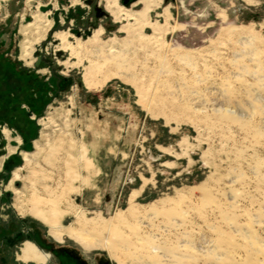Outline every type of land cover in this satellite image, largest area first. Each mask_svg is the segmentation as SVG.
I'll use <instances>...</instances> for the list:
<instances>
[{"label":"rangeland","instance_id":"rangeland-1","mask_svg":"<svg viewBox=\"0 0 264 264\" xmlns=\"http://www.w3.org/2000/svg\"><path fill=\"white\" fill-rule=\"evenodd\" d=\"M36 14L48 31L23 35ZM148 18L156 33L126 37L103 0H0L1 264H34L26 241L45 264H264V0H161ZM98 29L127 68L88 88ZM79 144L81 182L64 178ZM93 227L108 247L68 236Z\"/></svg>","mask_w":264,"mask_h":264},{"label":"bare ground","instance_id":"bare-ground-1","mask_svg":"<svg viewBox=\"0 0 264 264\" xmlns=\"http://www.w3.org/2000/svg\"><path fill=\"white\" fill-rule=\"evenodd\" d=\"M103 1H104L106 12L112 17V19L114 21H116V22L125 21L127 23L125 26H122L120 28V30L126 34V37H127V35L128 36H133L134 32L140 31V30H142V28H145V27H150V28L153 29V31L155 33L157 32V30H158L157 29V25H159V24H155V23L149 22V20H148L149 18L148 17H149V13L157 8V6H158V4H159V2L161 0H138L136 3L140 4L141 8L139 10H137V11H133V10L131 11L130 9H126V8L122 7L118 3L117 0H103ZM156 1H157V3H156ZM162 16L164 17V19L168 18L166 9L163 10ZM39 18H40L39 14L34 15L32 17V19H33L32 22L27 24L26 28L21 30V33L23 35L31 34L30 32H34L35 34H40L42 32L46 33L48 31V28L44 27L43 25H41L42 21ZM163 22L165 23V21H163ZM156 23H157V21H156ZM167 28H165V29L162 28L163 30H161V32H162L163 36H164V34L167 33V31H168ZM159 32H160V30H159ZM100 33H101V29H98V30L94 31L92 33L91 37L88 38L84 42V44L86 43L87 46L90 48L89 50L93 51V53H94V55L92 54L93 56L88 60L89 66H87L86 71L84 70L85 73L83 75V81L85 82V84H86V86L88 88H94V86H92L91 83H90L91 81H87V79L92 78L91 76L93 75V73L95 75L96 74H102L103 75L104 72H107V73H110V75H113L114 77L116 76L119 79H121V75L120 74H122L123 70H125L127 68L126 64H125V62H126L125 61V57L120 55L121 51H119L120 53L117 51L119 53V54H117L116 51L112 50L113 46L112 47H110V46L108 47L109 50L107 52V55L104 54V56H103L102 54H100V53H102L100 51L104 50V49H101L102 47L100 48V45L98 44V36L100 35ZM159 34H157V36ZM54 36L56 37V39H58L59 44H60L59 47L62 50L68 49L70 54H74V51H76L74 49L76 47L73 49L70 46V44H68L66 42L67 34L61 32V33L55 34ZM135 39H137V38H135ZM153 40L157 41L155 38H153ZM155 41H153V42H155ZM110 42H112V41H110ZM159 43H161V42H159ZM155 44H156V42H155ZM112 45H113V42H112ZM29 51H30L29 50V44H27V46H26V44H23L22 45V49H21L20 59L23 60V59H26L27 57H29V54H30ZM86 60H87V58H86ZM127 60H129L128 57H127ZM84 68H86V67H84ZM107 75L108 74L105 75L106 78H108ZM101 79H102V77H101ZM137 93H139V92L137 91ZM39 123H40L39 125L45 127V124L43 123V121L39 120ZM69 145H70L69 149H75L74 144H70L69 143ZM77 148H78V151H76L75 160L66 161V162H68L67 165L69 163H71L73 165H76L77 166V170H73L71 168V165L68 166V167L66 166V173L64 175L66 177H64V178H69L70 175H72L73 177L71 176L72 177L71 180H73V181L79 180L81 182L82 178H80L79 173L82 170H85V171L88 170V168L90 166L89 165L90 164V162H89L90 160H89V158L87 156L86 148L82 144L81 145L79 144V146H77ZM28 157H29L28 154L22 153V159H23L24 162H28L29 161ZM81 163H83V164L81 165ZM17 178H18L17 173L14 172L13 179H17ZM83 181H82V183H83ZM68 182H70V181L68 180ZM66 187H68L67 184H66ZM135 195H136V193L133 192V193H131V195L129 197L128 210L133 209V203H134ZM52 207L53 206H50V208H52ZM51 213H52V215H54L55 214V209H53ZM41 219H42L43 224H46V225L49 224L50 228H56V225H54V223L52 221H48L44 217H41ZM112 220L118 222V217L115 216L114 218H112ZM110 225H111V220H110V222H108L106 224V226L110 227ZM107 229H109V228L98 229L97 227H93V228H91L90 231H86L85 232V233H87L89 238L88 237H86V238L83 237L81 235L83 232H81V234L78 233L77 235H73L69 231L68 236L74 237L73 240L75 242H77L80 246H82V248H84L86 250L89 249V248H101V249H103V248L108 247L107 244L113 238V234H112L113 230H109V232L107 234V237H106V235L104 233H105V231ZM52 238L55 241L59 242V241H61V234L59 232L52 233ZM18 258L22 262H31V263H34V264H45V263H47L49 255L44 253L42 250L38 249V247L35 244H33L32 242L26 241L20 246V252L18 254Z\"/></svg>","mask_w":264,"mask_h":264},{"label":"water","instance_id":"water-1","mask_svg":"<svg viewBox=\"0 0 264 264\" xmlns=\"http://www.w3.org/2000/svg\"><path fill=\"white\" fill-rule=\"evenodd\" d=\"M124 4H127V1H124Z\"/></svg>","mask_w":264,"mask_h":264},{"label":"trees","instance_id":"trees-1","mask_svg":"<svg viewBox=\"0 0 264 264\" xmlns=\"http://www.w3.org/2000/svg\"><path fill=\"white\" fill-rule=\"evenodd\" d=\"M35 241V239H33ZM39 246V245H38Z\"/></svg>","mask_w":264,"mask_h":264},{"label":"flooded vegetation","instance_id":"flooded-vegetation-1","mask_svg":"<svg viewBox=\"0 0 264 264\" xmlns=\"http://www.w3.org/2000/svg\"><path fill=\"white\" fill-rule=\"evenodd\" d=\"M1 264V263H0Z\"/></svg>","mask_w":264,"mask_h":264}]
</instances>
